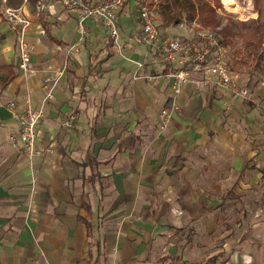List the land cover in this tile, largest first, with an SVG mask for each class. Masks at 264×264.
Instances as JSON below:
<instances>
[{
  "label": "crops",
  "instance_id": "1",
  "mask_svg": "<svg viewBox=\"0 0 264 264\" xmlns=\"http://www.w3.org/2000/svg\"><path fill=\"white\" fill-rule=\"evenodd\" d=\"M141 1L118 9L116 41L96 18L85 21L82 34L76 13L60 1H49L43 15L36 0H0V264H93L97 256L100 264H264V208L245 206L250 193L259 200L256 183H264V164L256 167L264 157L256 148V103L233 104L234 116L244 120L227 124L215 140L206 137L212 127L206 132L205 121L183 120L177 104L188 114L198 106L208 113V88L200 85L232 103L231 95L203 82L204 69L182 51L166 62L150 48L138 17ZM9 7L30 20L34 71L27 75L19 68ZM195 25L180 22L166 31ZM191 67L203 76L175 94L171 73L191 74ZM47 76L56 84L44 103ZM27 89L35 108L44 105L33 160L20 140L10 141L21 124L5 101L23 109ZM198 147L220 157L197 163ZM249 167L258 168L257 180ZM224 207L238 215L224 214Z\"/></svg>",
  "mask_w": 264,
  "mask_h": 264
},
{
  "label": "built area",
  "instance_id": "2",
  "mask_svg": "<svg viewBox=\"0 0 264 264\" xmlns=\"http://www.w3.org/2000/svg\"><path fill=\"white\" fill-rule=\"evenodd\" d=\"M46 0H36L38 11H42ZM63 6L67 10L76 13L77 22L82 34L87 33L85 21L89 18H96L103 26L107 27L110 35L117 41L119 36L118 27V9L122 0H106L92 2L91 0H62ZM138 17L142 25V36L144 41L162 55L164 61L169 62L175 57L176 52L182 51L185 56H190L196 66L204 69L205 74L203 82L213 83L219 87L225 88L235 95H243L248 97L256 104H260L261 100L247 87L240 85L238 73H236L229 64L230 55L228 48L219 42L217 32L202 27L198 29L197 35L200 37V44L194 41L184 42L178 35L168 33L162 34L161 28L155 21L156 10L147 2L139 3ZM6 18L12 23V28L16 33V42L20 56L19 68L27 75L34 71L31 66V53L29 44L26 40L27 27L30 20L26 16L18 12L16 8H6ZM63 69L57 72L56 77L63 73ZM173 88L175 94L182 91L183 84L190 78V69L181 68L173 73ZM56 79V78H55ZM52 76L46 77L44 103L53 97V90L56 84ZM30 90L27 89L25 105L19 110L14 101H8L6 107L9 109L13 117L21 124L18 136L10 134V141L17 143L21 141L23 151L27 157L33 159L40 152L36 146L37 141V124L44 115V105L35 108L30 97ZM162 113L166 117H170V113L163 109ZM67 120L66 123L70 124Z\"/></svg>",
  "mask_w": 264,
  "mask_h": 264
},
{
  "label": "rangeland",
  "instance_id": "3",
  "mask_svg": "<svg viewBox=\"0 0 264 264\" xmlns=\"http://www.w3.org/2000/svg\"><path fill=\"white\" fill-rule=\"evenodd\" d=\"M33 2V0H30ZM51 1V0H46L45 3L47 5V3ZM31 2V3H32ZM223 7L219 8V16L222 20L221 24H225L227 22H229L230 20L234 21V26H233V30L234 32H238L241 31L243 24L241 23L242 20H247V21H251L252 19H256L259 17V19L261 21H264V0H236V3L238 4V9L237 10H231L228 9L225 4L224 1L221 0ZM33 6V3H32ZM63 6V4H62ZM64 8V7H63ZM30 9L32 10V7H30ZM34 9H36V7H34ZM44 11L42 12L43 15L45 14V10L46 8L43 9ZM199 24L196 23L195 28L194 29H189L186 26H182L184 28L181 27H177L176 29L170 30L169 33H173L175 35H178L183 41H185V39L190 40L191 38L193 39V41L198 45L200 44V40H197V30L201 29L202 27L204 28H208L211 29L210 27L207 26H198ZM198 26V28H197ZM236 41L241 42V38L239 36V34H236V36L234 37ZM192 42V41H191ZM239 42H236V44H239ZM191 66V65H189ZM231 67V65H230ZM232 68V67H231ZM192 72L190 74V78L192 81L195 80H200L201 77L203 76V71L202 70H193V68L191 67ZM238 69V68H237ZM195 71V72H193ZM237 71L240 72V74H238V77L240 78L239 82L240 85L245 86L247 88H249L251 91H253L255 93V96H257L258 98H260L261 103L260 104H255V108L254 106H251L252 108H254V114H253V118L254 121L256 122V148L258 150L264 149V106H263V102H264V67L262 70H256L253 75H250L249 72L246 69H243L242 67H240ZM249 78H252L249 80ZM199 88H208V97L207 99L211 102V106L209 107L208 113L204 114V110L199 109L200 106L194 108V111L191 112L190 114H188L185 110V108H183L182 105L177 104L178 110L177 113L178 115H180V117L185 120V121H200L203 120L206 122V132H208V128L212 127L211 131L208 132L206 134V137H211V138H220V137H224L225 136V132L226 130L224 128H226L227 124L230 123H238V122H243V118L241 117H235V113H233L231 106L233 104H237L238 102L240 103V101L242 100L243 102H248L247 100H250L248 97H245L243 95H235L232 92L226 90L225 88H223L226 92H228L231 96L229 97L230 100H232V103L225 100L224 97L221 92L217 91L216 89L211 88L210 86H204L200 85L198 87ZM222 88V87H221ZM200 90V89H199ZM244 98H240V99H236L237 97H241ZM236 97V98H235ZM178 99H176L177 101ZM219 100L222 101V103H219ZM6 104L9 100H5ZM205 99L202 101L201 105L203 106V104L205 103ZM252 101V100H251ZM249 103V102H248ZM225 106V107H224ZM197 111V112H196ZM171 113V111H170ZM244 115V113H243ZM251 116V115H250ZM192 119V120H191ZM173 117H172V113L169 117V121L172 122ZM241 124V123H240ZM240 128H234L233 130H238ZM195 151V155L197 157V160L195 162H199L200 164L202 162L205 161V159H210V158H214L216 161L218 160V158L220 157L218 155L217 158H215V155H209L206 154V152L199 148L193 150ZM211 154V153H210ZM33 160V159H31ZM261 161V162H260ZM263 166L264 164V157H262V159H258L256 160V167L259 165ZM212 166V163L209 165ZM216 166V164L214 163V167ZM202 167V165H201ZM203 168V167H202ZM216 169V168H214ZM255 170L256 169V180L258 178V173H257V169L258 168H252L249 167L248 170ZM216 179H220V177L218 176L217 178H214V184H216L217 182L215 181ZM256 186H259V188H261L262 186H264V183H261L258 181L256 183ZM258 187H256V198L259 197V200H261V202L259 200L256 199V203L252 202L251 199V193L249 194V198L247 199V203L245 204V206H248L249 209H254V212L256 211V213L261 211V208H264L260 205L264 204V194L261 193L262 189H259ZM260 191V192H259ZM221 191H218L216 194H214L215 197L220 196ZM248 195V194H247ZM259 201V202H258ZM258 203V205H257ZM253 204H256L255 207H252ZM222 209H218L215 210L213 215H220ZM177 212V210H176ZM223 212L224 214H230L232 211V209H227V207L223 208ZM238 213L237 212H233L232 216L235 217L237 216ZM200 243L203 242V240L199 241Z\"/></svg>",
  "mask_w": 264,
  "mask_h": 264
},
{
  "label": "trees",
  "instance_id": "4",
  "mask_svg": "<svg viewBox=\"0 0 264 264\" xmlns=\"http://www.w3.org/2000/svg\"><path fill=\"white\" fill-rule=\"evenodd\" d=\"M55 1L61 2L62 0ZM91 1L98 2L106 0ZM129 1L131 0H122L121 7ZM141 2H147L155 7V21L161 28L163 35L168 34L166 28L170 25L195 21L199 24L198 26H207L216 31L219 42L231 47L232 54L229 64L232 69L238 70L242 67L250 75H253L256 70L263 69L264 21H261L259 17L251 21L242 20V30L234 32V21L230 20L225 24H221L222 20L218 12L219 8L223 7L221 0H142ZM236 34H239L241 42L235 40L234 37ZM197 40H200L199 36ZM191 41L185 39V42L190 43ZM236 42H239V44H236ZM12 76V74H9L3 83L6 84ZM93 264H100L98 256Z\"/></svg>",
  "mask_w": 264,
  "mask_h": 264
},
{
  "label": "bare ground",
  "instance_id": "5",
  "mask_svg": "<svg viewBox=\"0 0 264 264\" xmlns=\"http://www.w3.org/2000/svg\"><path fill=\"white\" fill-rule=\"evenodd\" d=\"M223 1H224L225 6L228 9H231L234 11L238 9V4L236 3V0H223Z\"/></svg>",
  "mask_w": 264,
  "mask_h": 264
}]
</instances>
